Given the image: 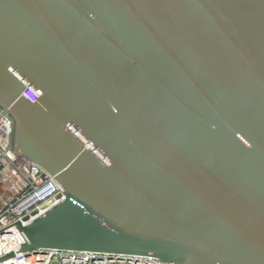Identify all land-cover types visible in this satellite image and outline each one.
Returning <instances> with one entry per match:
<instances>
[{
  "label": "water",
  "instance_id": "obj_1",
  "mask_svg": "<svg viewBox=\"0 0 264 264\" xmlns=\"http://www.w3.org/2000/svg\"><path fill=\"white\" fill-rule=\"evenodd\" d=\"M0 103L21 251L264 264V0H0Z\"/></svg>",
  "mask_w": 264,
  "mask_h": 264
},
{
  "label": "built area",
  "instance_id": "obj_2",
  "mask_svg": "<svg viewBox=\"0 0 264 264\" xmlns=\"http://www.w3.org/2000/svg\"><path fill=\"white\" fill-rule=\"evenodd\" d=\"M16 136L17 119L0 103V231L64 191L51 175L16 151ZM27 245L29 240L17 225L0 232V264H165L152 257L51 249L27 254L21 251Z\"/></svg>",
  "mask_w": 264,
  "mask_h": 264
}]
</instances>
